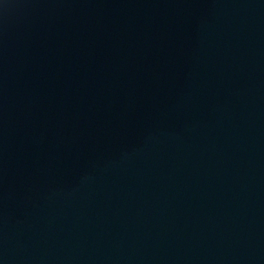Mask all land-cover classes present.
<instances>
[{
    "label": "water",
    "instance_id": "1",
    "mask_svg": "<svg viewBox=\"0 0 264 264\" xmlns=\"http://www.w3.org/2000/svg\"><path fill=\"white\" fill-rule=\"evenodd\" d=\"M0 264H264V0H0Z\"/></svg>",
    "mask_w": 264,
    "mask_h": 264
}]
</instances>
